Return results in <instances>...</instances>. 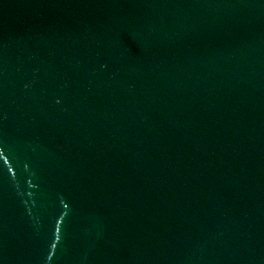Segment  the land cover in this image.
Returning <instances> with one entry per match:
<instances>
[{"label":"water","instance_id":"1","mask_svg":"<svg viewBox=\"0 0 264 264\" xmlns=\"http://www.w3.org/2000/svg\"><path fill=\"white\" fill-rule=\"evenodd\" d=\"M0 264H264V0H0Z\"/></svg>","mask_w":264,"mask_h":264}]
</instances>
